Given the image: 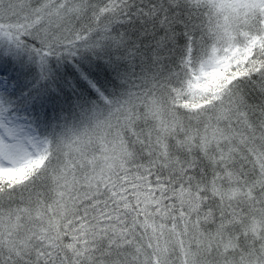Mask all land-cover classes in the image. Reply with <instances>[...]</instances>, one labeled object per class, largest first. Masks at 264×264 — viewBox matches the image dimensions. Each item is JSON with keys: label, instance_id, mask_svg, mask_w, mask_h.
<instances>
[{"label": "snow or ice", "instance_id": "6c2138e0", "mask_svg": "<svg viewBox=\"0 0 264 264\" xmlns=\"http://www.w3.org/2000/svg\"><path fill=\"white\" fill-rule=\"evenodd\" d=\"M0 264H264V0H0Z\"/></svg>", "mask_w": 264, "mask_h": 264}]
</instances>
